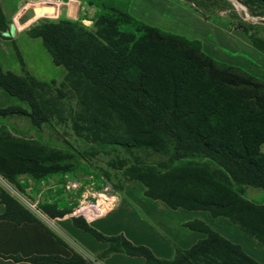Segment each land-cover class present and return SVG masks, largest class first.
Returning a JSON list of instances; mask_svg holds the SVG:
<instances>
[{
	"label": "trees",
	"instance_id": "obj_1",
	"mask_svg": "<svg viewBox=\"0 0 264 264\" xmlns=\"http://www.w3.org/2000/svg\"><path fill=\"white\" fill-rule=\"evenodd\" d=\"M239 1L264 6V0ZM100 6L108 15L98 16L90 29L79 21L46 20L30 26L26 33L41 39L54 65L64 68V82L83 86L90 101L117 120L121 130L115 137L117 143L161 154L170 150L173 160L199 157L207 161L187 162L164 173L129 168L126 175L144 186L146 198L161 201L172 210L205 211L213 218L223 217L264 250V204L243 195L244 187L264 191V82L217 63L203 53L197 40L161 33L126 12ZM125 26L132 29L126 31ZM236 29L264 55V39L242 25ZM0 37L13 38L1 9ZM44 87L45 83L28 74L16 76L0 68V88L30 108V112L0 108V117L25 116L38 128L47 121L38 92ZM33 146L0 134V176L4 180L12 182L21 174L40 179L59 171L57 156ZM0 204L5 207L0 220L16 226L38 223L2 189ZM72 224L107 245L98 259L120 253L143 258L146 264H260L200 221L185 227L204 238L187 250L174 246L169 260L155 257L148 248L133 245L122 235L105 236L82 218H72ZM70 252L69 257L5 258L28 264H89Z\"/></svg>",
	"mask_w": 264,
	"mask_h": 264
},
{
	"label": "rangeland",
	"instance_id": "obj_2",
	"mask_svg": "<svg viewBox=\"0 0 264 264\" xmlns=\"http://www.w3.org/2000/svg\"><path fill=\"white\" fill-rule=\"evenodd\" d=\"M100 4L108 7L113 4L117 9L122 7L134 20L156 25L149 26L161 33L197 40L203 53L217 63L238 68L264 82V55L252 48L248 38L236 29L242 25L250 34L264 39V6H249L239 0H82L74 20L40 17L33 24L68 20L79 21L90 29L98 16L108 15ZM0 9L11 29L13 24L10 22L16 11L14 0H0ZM124 29L130 31L132 27L125 26ZM244 38L250 43L248 46ZM45 84L46 87L38 92L47 121L36 128L25 116L0 117V134L27 141L36 145L34 148L40 147L47 154L57 156L56 165L60 169L40 179L21 174L8 182L0 176V189L51 234L58 233L55 218L66 216L72 223V218L84 219V215L94 214L107 217L99 226L101 230L97 229L105 236L121 234L130 242H152L154 238L149 227H159L169 218L161 214L159 218L148 216L147 207L156 206L145 198L144 186L130 180L125 172L136 167L164 173L187 162L201 164L207 161L199 157L173 160L170 150L161 154L125 148L115 141L121 132L117 120L105 108L91 102L83 86L64 81ZM26 107L30 112L29 106ZM96 127L99 132L94 131ZM261 151L264 153V147ZM243 195L253 203L264 204V191L260 189L244 187ZM220 222L213 223L214 227ZM161 230L168 236L167 230ZM80 234L83 235H71L67 241L76 248L88 249L87 241L92 243L95 239L88 233ZM259 249L264 257V250ZM257 259L262 261L259 256Z\"/></svg>",
	"mask_w": 264,
	"mask_h": 264
},
{
	"label": "crops",
	"instance_id": "obj_3",
	"mask_svg": "<svg viewBox=\"0 0 264 264\" xmlns=\"http://www.w3.org/2000/svg\"><path fill=\"white\" fill-rule=\"evenodd\" d=\"M65 1H67L66 4L59 7L52 17H48L55 19L63 17L74 20L78 16V5L82 0ZM133 1L139 2V0ZM14 2L16 4V11L14 12L10 22L13 24L11 28L13 38L12 40H6L0 37L1 70L5 73L8 72L16 76L28 74L35 81L40 83L62 82L66 76L64 68L54 65L50 55L44 48L41 39L31 38L26 33L28 28L34 25V21L39 19L42 15L36 16L34 19L28 21L22 26L17 24V19L21 13L27 8L40 6V0H14ZM109 6L117 9V7L113 6V4ZM118 10L124 12L122 7ZM42 17L48 18L46 16ZM146 24L153 25L151 23ZM232 32L234 34L238 33L237 31ZM245 44L248 46L250 43L246 40ZM26 105V102L18 100L16 97L9 95L2 88H0V108L18 107L27 112ZM152 201L156 207H147L148 216H156L159 218L158 215L161 214L168 216L169 219L162 221V224L159 227L155 225H151L149 227L151 235L154 238L152 242L144 243L132 240L131 243L133 245L144 246L148 248L155 257L169 260L173 256L174 246L181 250H187L198 240L204 238L202 233L192 231L185 227V224L187 223L200 221L224 237L226 240L238 245L244 253L256 262L264 264V257H261L259 252L260 246L255 241L247 237L238 229V227L227 219L223 217L213 218L205 211H188L184 209L172 210L161 201ZM121 205L122 202L119 204L117 211L120 209ZM4 210V205L0 204V215L4 213ZM83 218L89 226L95 228V230H101L99 226L103 224L107 217L88 214L84 215ZM55 219L58 222L59 227H57V232L59 234L55 232L52 234L60 239L63 245L59 244L51 236V233H49L39 222L22 223L21 225L16 226L10 221L0 220V264H28L26 262H14L5 258L9 256L27 258L30 256L58 255L62 257H69L71 254L70 250L79 254L86 261H88L89 264H146L143 258L125 256L120 253L111 254L103 259H97V256L107 249V245L105 243L97 242L96 240L92 243L87 241L89 246L88 249H82L78 246L76 248V246L73 243H69L67 239L71 238V235L80 236L83 235L80 233L85 232L74 227L69 217L65 216ZM218 221L221 222L217 223V227H214L213 223ZM161 229H165V231L167 230L168 236L164 231L162 232ZM116 235L119 234L108 236ZM253 252L255 254H253ZM257 256L262 258V261H258Z\"/></svg>",
	"mask_w": 264,
	"mask_h": 264
},
{
	"label": "water",
	"instance_id": "obj_4",
	"mask_svg": "<svg viewBox=\"0 0 264 264\" xmlns=\"http://www.w3.org/2000/svg\"><path fill=\"white\" fill-rule=\"evenodd\" d=\"M54 13L55 11L52 8H47L43 6L30 7V8L25 9L21 13V15L17 19V24L19 26H22L28 21L34 19L38 15L48 16V15H53Z\"/></svg>",
	"mask_w": 264,
	"mask_h": 264
},
{
	"label": "built area",
	"instance_id": "obj_5",
	"mask_svg": "<svg viewBox=\"0 0 264 264\" xmlns=\"http://www.w3.org/2000/svg\"><path fill=\"white\" fill-rule=\"evenodd\" d=\"M63 5H64L63 0H40V6L52 8V9H54L55 12L58 10L59 7H61ZM53 15H48V16L52 17ZM48 16H46V17H48Z\"/></svg>",
	"mask_w": 264,
	"mask_h": 264
},
{
	"label": "bare ground",
	"instance_id": "obj_6",
	"mask_svg": "<svg viewBox=\"0 0 264 264\" xmlns=\"http://www.w3.org/2000/svg\"><path fill=\"white\" fill-rule=\"evenodd\" d=\"M42 17V16H41ZM31 21V20H30Z\"/></svg>",
	"mask_w": 264,
	"mask_h": 264
}]
</instances>
